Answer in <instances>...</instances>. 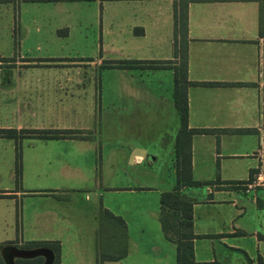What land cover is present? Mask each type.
Returning a JSON list of instances; mask_svg holds the SVG:
<instances>
[{
  "label": "crops",
  "instance_id": "1",
  "mask_svg": "<svg viewBox=\"0 0 264 264\" xmlns=\"http://www.w3.org/2000/svg\"><path fill=\"white\" fill-rule=\"evenodd\" d=\"M61 1H99L101 5L104 1L127 2L128 5L133 7V18L127 26L132 57L126 60L170 61L171 63L157 67H144L142 66L143 63L123 67L113 63L116 60L106 62L105 66L118 70L119 73L116 84H113L121 90L118 94L120 101L117 106L114 104L109 107L114 112L110 115L114 116V123L109 121V118L102 122L100 119L101 115L99 113L101 112L102 101H110L109 95L106 93L105 96L104 94L105 86L110 88L111 85L109 81L105 83L100 79L99 92L97 90L98 99L91 97L85 100L86 107L89 110L90 123L74 130L81 132L82 138L43 139L49 141L42 145L38 144L32 149L22 152V155L20 154L21 182H35V187L23 190L27 194L49 196L56 202L63 201L62 198L65 196L71 198L77 192L84 193L85 200L91 208L89 215L96 222V236L98 235L101 209H108L112 213L121 216L127 226V256L130 254L133 244L136 245L132 241V226L137 227L136 230H139L146 228L149 224L157 226V221L163 239L174 246V248H171V253L169 251V254H166V264H176L175 245L165 238L159 220L160 198L159 210H149L148 215L151 220L148 221L147 217L142 215L139 205L136 204L127 208L128 205L116 202L112 197V195L117 194L130 197L154 192L158 193L160 197L163 191L171 190L176 182L172 184L170 189H164L146 185L131 174H129L131 178L126 175L124 182L122 180V182L114 184L106 183L102 178L98 179L97 172L100 164H98L96 157V148L100 147V136L103 128L108 127L110 124L113 127L116 123L120 126L124 116H127L129 124H133L134 117L141 115L138 108L147 103L152 106V109L161 106L166 108V113L173 119L175 134H177L179 117L173 99V67L177 64L178 58L174 53V38L175 36L178 39L182 37L184 39V53L187 55V80L210 83L188 86V126L195 129L214 130L209 133H196L191 138L193 179L200 181L215 180L217 175L221 182L246 181L251 170H254V178L259 169L264 167L262 164V150L264 149V0H188L183 6V12L187 17L185 28L175 26L174 22L175 4L178 3L179 5L181 0H1L0 5H13L16 13L21 2L56 3ZM56 34L59 37L68 36L69 27L59 28L56 30ZM15 35L16 32L13 34L11 30L10 37ZM19 42L16 37L13 46L17 47ZM145 51L151 52L152 55H149L151 57H143L142 54ZM2 60L8 62L7 71L16 68V59L5 57L0 58V68L3 66ZM27 60L25 65L53 68L48 65L37 66L34 59ZM69 65H75V63H62L56 66L68 67ZM129 70L151 71V73L147 72V75L152 78L156 76V82L159 85L163 83L159 79L160 77L167 76V78L164 76L167 81L169 77V84L172 86V97H159L158 90L153 87V83H145V81L140 83L139 76L141 74L128 72ZM9 75H11V72H9ZM152 78H150V81H153ZM17 80L21 81V72L19 71ZM59 81L60 83L62 81L65 86H70V88H65L68 89L67 92L69 91L67 98L71 100L69 105L66 102L65 109L68 107L72 109L73 98H75V95L78 96L82 93V91L80 93L75 90V83L80 85L88 81L83 83V78L73 79L69 77L58 79L56 82ZM5 82L11 85L13 77L7 78ZM138 148L145 150L146 156L135 155L131 158L133 150ZM148 156H150V152L147 146L135 144L130 145L126 158L130 159L131 164L137 165L144 162ZM99 158L102 159V156ZM36 178L39 181L45 178L52 183L47 186L38 185L35 181ZM74 180L89 182L88 187L80 188V191H78L79 187H75L77 185H71ZM134 180H137V182H134ZM242 185L235 186L233 189H221L224 188L222 186H227L226 184L183 189L185 193L195 199L192 219L193 233L198 236L192 242L195 262L232 264L235 261L238 264H257L259 256L264 260V233L261 232L262 228L258 225L235 223L232 229L228 231L218 230L207 233L206 231L197 230L194 223L195 206L201 202L216 203V195H219V202H232L235 206H238L240 216L246 214L245 201H242V195L246 193L243 191ZM39 186L49 189L38 190ZM199 189L204 190V196H198ZM0 194L8 195L6 197L13 195L11 191H2ZM232 198L233 201H231ZM251 201L254 205V212L264 210V194H258L256 198L252 196ZM238 202H242V204L239 205ZM73 216L75 217V215ZM69 217L71 218L72 215H69ZM59 218H61V221L65 220L63 213H55L54 224ZM35 220H39L41 223L44 222L39 214L35 217ZM246 237L253 239V245L238 242L239 238ZM202 238L211 241L209 247L212 253L206 257L199 256L197 252L196 242ZM41 239L43 240L31 241L59 242L61 247L60 264H62V239L58 235L45 236ZM17 244L20 245V243ZM215 244L224 251L219 250L217 252ZM164 247H153L157 250L154 255L164 257L165 254L162 253V249H168V246L165 245ZM146 255L148 254H145V257ZM98 259L99 252L96 239V264ZM120 260L105 261L103 264H119Z\"/></svg>",
  "mask_w": 264,
  "mask_h": 264
},
{
  "label": "rangeland",
  "instance_id": "2",
  "mask_svg": "<svg viewBox=\"0 0 264 264\" xmlns=\"http://www.w3.org/2000/svg\"><path fill=\"white\" fill-rule=\"evenodd\" d=\"M19 5L16 13L13 5H0V58L16 59V68L7 71L8 62L4 60L0 68V128L78 130L87 126L90 123V116L85 100L91 97L98 99L100 79L111 84L110 88L105 86L104 94L109 95L110 101H102L100 119L102 122L109 118V121L114 123V116H110L114 112L109 107L114 104L117 106L120 101L118 94L121 90L115 86L119 73L118 70L105 65L111 60L124 61L132 57L127 26L133 18V7L124 1H104L102 5L99 1L21 2ZM64 26L69 27V35L57 36L56 30ZM11 30L13 34L16 32L15 36L10 37ZM16 37L20 42L14 47ZM142 55L151 57L149 55L152 53L145 51ZM27 59H34L37 66L48 65L53 68L25 65ZM62 63L75 65L56 66ZM18 71L21 72V81H16ZM128 72L141 74L140 83L144 81L153 83L159 97H172L169 77L168 81L167 76L160 77L163 83L159 85L156 76L152 78L147 75V72L151 71ZM12 77L11 85L5 82L7 78ZM65 77L83 78V83L90 79L85 84L75 83V90L82 93L73 98L72 109H69L70 107L65 109L66 102L69 105L71 101L67 98L69 91L67 92L68 89L65 88L70 86H65L62 81L56 82L58 79H66ZM150 78L153 81H150ZM138 110L141 111V115L134 117L133 124H129L127 116H124L120 126L116 123L114 127L110 124L103 128L100 147L96 148L98 164L101 165L98 167L97 177L106 183L114 184L122 180L124 182L126 175L130 178L133 175L146 185L170 189L176 182L172 146L176 131L173 119L162 106L152 109L147 103ZM42 140L34 137H24L18 141L0 138V192L11 191L13 194L0 198V245L12 241L23 246L29 243L28 241L32 242L31 240H43L42 237L58 235L63 241L62 264H96L95 249L96 239L98 240L95 233L96 222L89 215L91 208L85 200L84 193H74L71 198L65 196L62 198L63 201L57 203L49 196L24 192L23 189L35 187V182H21V177L20 181L16 180L14 160L17 152L22 155L25 150L32 149L38 144H45L50 139ZM135 144L147 146L150 152V156L137 165L131 164L130 159L126 158L130 145ZM262 160L264 165V149ZM217 177L219 176L216 175ZM35 181L42 186L52 183L45 178L40 181L36 178ZM71 183L79 187L78 191L89 184L81 180H74ZM42 186L37 189H49ZM203 191L199 189L198 196H204ZM242 196L246 214L241 216L238 206L232 202H219V195L215 197L216 203H198L194 208V223L197 230L207 233L218 230L224 232L232 229L235 223H243L256 224L264 233V210L254 212L251 193ZM112 197L116 202L128 205L127 208L139 205L142 215L147 217L148 221L151 220L148 211L159 210L160 197L155 192L130 197L117 194ZM238 204L241 205L242 202ZM58 212L63 213L65 220L61 221L59 218L54 224L53 218ZM38 214L44 219L43 223L35 220ZM156 224L158 226L159 222L156 221ZM157 226L149 224L139 230L132 226V241L136 245L132 243L130 254L121 259L119 264H166V254H169V251L171 253L174 246L163 239ZM238 242L253 245V239L248 237L239 238ZM210 244L211 241L208 239H198L196 245L199 256L206 257L212 253ZM165 245L168 249H162L164 257L154 255L157 250L153 247L163 248ZM219 248L216 247L217 252L224 251ZM145 254L148 255L145 257ZM232 264L238 263L234 261Z\"/></svg>",
  "mask_w": 264,
  "mask_h": 264
},
{
  "label": "trees",
  "instance_id": "3",
  "mask_svg": "<svg viewBox=\"0 0 264 264\" xmlns=\"http://www.w3.org/2000/svg\"><path fill=\"white\" fill-rule=\"evenodd\" d=\"M1 1V0H0ZM188 0H181L175 4L174 22L175 26L186 27L187 17L183 12V6ZM184 39L177 36L174 38L175 56L177 64L174 65V87L173 99L179 117V129L174 139L173 149L175 155L174 166L176 170V184L169 191H163L160 196L161 210L159 220L165 238L173 243L176 248V264H220L219 262H195L193 254V239L198 237L193 233V204L195 199L185 193L183 189L203 188L207 185L226 184L221 189H233L253 179L254 170L250 171V176L246 181H225L221 182L217 177L215 180H195L192 177L191 165V138L196 133L213 132L212 129L189 128L188 126V98L187 88L189 85L210 84L206 82H191L187 80V55L184 53ZM119 66L131 67L137 63H143L144 67H157L167 65L170 61H137L124 60L113 61ZM81 132L74 130H29L17 128H0L1 138H10L18 141L24 137H34L40 139H61V138H82ZM20 152H17L15 158V176L20 180ZM219 187V186H218ZM6 194H0V197H6ZM260 200V199H258ZM18 246L24 249H35L45 247L54 254L52 264H60V244L57 241H32L25 245H19L15 242H7L0 245V250L6 246ZM97 249L99 259L97 264H103L105 261H118L127 256L128 253V235L127 226L124 219L112 213L108 209H101L99 214V229ZM44 257L39 256L31 259H15V264H43ZM0 264H5L0 256ZM257 264H264L261 256L258 257Z\"/></svg>",
  "mask_w": 264,
  "mask_h": 264
},
{
  "label": "water",
  "instance_id": "4",
  "mask_svg": "<svg viewBox=\"0 0 264 264\" xmlns=\"http://www.w3.org/2000/svg\"><path fill=\"white\" fill-rule=\"evenodd\" d=\"M135 155L146 156V152L143 149H136L132 152V157ZM1 256L5 264H15V259H31L35 257H44L43 264H52L54 259L53 252L45 247L35 248V249H24L14 245H7L1 249Z\"/></svg>",
  "mask_w": 264,
  "mask_h": 264
},
{
  "label": "built area",
  "instance_id": "5",
  "mask_svg": "<svg viewBox=\"0 0 264 264\" xmlns=\"http://www.w3.org/2000/svg\"><path fill=\"white\" fill-rule=\"evenodd\" d=\"M242 186L243 191L251 193L253 198H256L258 194H264V167L259 169L251 181L244 183Z\"/></svg>",
  "mask_w": 264,
  "mask_h": 264
}]
</instances>
